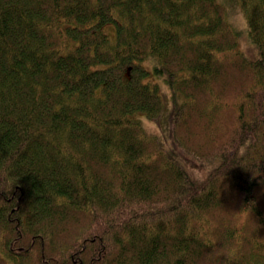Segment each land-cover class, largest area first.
<instances>
[{"label": "trees", "instance_id": "1", "mask_svg": "<svg viewBox=\"0 0 264 264\" xmlns=\"http://www.w3.org/2000/svg\"><path fill=\"white\" fill-rule=\"evenodd\" d=\"M0 264H264V0H0Z\"/></svg>", "mask_w": 264, "mask_h": 264}, {"label": "rangeland", "instance_id": "2", "mask_svg": "<svg viewBox=\"0 0 264 264\" xmlns=\"http://www.w3.org/2000/svg\"><path fill=\"white\" fill-rule=\"evenodd\" d=\"M220 1L222 2L223 0ZM232 9L235 10L234 12H230L231 10L229 11V17L233 26L239 32L238 39L240 42L241 51L247 58L251 60L259 58L260 56L259 49L257 48L256 45L252 44L248 39L247 25L245 18L242 17L243 15H241L242 13L240 12L241 9L238 7H234ZM148 81H151L152 83L157 82L165 106L163 113L159 119V122L154 120H149L145 118V116L140 117L139 120L142 122V125L146 130V132L149 135L157 136L161 146H163V148L168 149V144L167 143L164 144V137H167V134L169 132V116L171 114L170 110L173 109L175 103L174 102L175 97L168 83L165 81V79L158 80L151 76V79ZM170 135L171 134H169V136ZM174 150L176 152H179L177 149ZM175 160L177 162H182L179 157L176 158ZM183 164H185V168L190 172L192 177L196 181H199V180H204L206 176L218 166L219 160H215L205 164H201V163L199 164L193 163V165L187 163H183Z\"/></svg>", "mask_w": 264, "mask_h": 264}]
</instances>
